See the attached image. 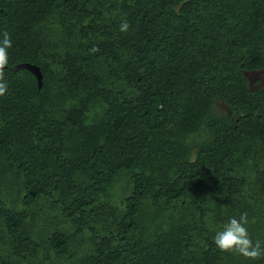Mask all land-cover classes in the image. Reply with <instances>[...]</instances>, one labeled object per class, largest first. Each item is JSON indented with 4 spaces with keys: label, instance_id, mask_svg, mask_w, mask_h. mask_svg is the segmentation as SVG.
<instances>
[{
    "label": "trees",
    "instance_id": "1",
    "mask_svg": "<svg viewBox=\"0 0 264 264\" xmlns=\"http://www.w3.org/2000/svg\"><path fill=\"white\" fill-rule=\"evenodd\" d=\"M4 31L0 157L47 202L0 206V264H264L214 242L246 212L264 246V0H0Z\"/></svg>",
    "mask_w": 264,
    "mask_h": 264
},
{
    "label": "clouds",
    "instance_id": "2",
    "mask_svg": "<svg viewBox=\"0 0 264 264\" xmlns=\"http://www.w3.org/2000/svg\"><path fill=\"white\" fill-rule=\"evenodd\" d=\"M130 24L127 19L121 21L119 30L127 32ZM12 47L11 34L7 31L0 33V97L8 92V82L5 69L9 63L8 50ZM98 47H93L90 52H99ZM254 223L255 221H251ZM250 223L248 214L242 213L239 219L233 217L223 226V230L216 232L214 242L217 248L223 252H231L243 256L249 260H257L264 257V246L259 240L255 242L248 231L247 225Z\"/></svg>",
    "mask_w": 264,
    "mask_h": 264
},
{
    "label": "rangeland",
    "instance_id": "3",
    "mask_svg": "<svg viewBox=\"0 0 264 264\" xmlns=\"http://www.w3.org/2000/svg\"><path fill=\"white\" fill-rule=\"evenodd\" d=\"M245 75L250 82L251 88L255 89L264 85V69L246 72ZM220 108L226 110V107H224L223 104L218 107V109ZM25 197L26 186L23 183V180L20 178V175L15 174L12 170H9L4 159L0 157V206H4L9 210H18L21 212H24V210H26L25 212L29 214L30 210L31 213H37L38 211L41 212L47 202L46 199H43L44 197H40L39 199L31 203V205L25 207L23 204ZM49 215L50 212L45 211L44 213L39 214L36 218L37 222L34 225V231L40 236V238L44 236L46 237L49 234L63 229L61 228V224L57 222L51 223L49 221ZM47 218L49 223H46ZM34 231H32L33 236L35 240L38 241V237L34 233ZM6 240L7 239H4L3 234L0 232V246H2L4 243L3 246L7 248L9 244L6 242ZM238 256L239 255L237 254L235 257ZM235 262L237 261L235 260Z\"/></svg>",
    "mask_w": 264,
    "mask_h": 264
},
{
    "label": "water",
    "instance_id": "4",
    "mask_svg": "<svg viewBox=\"0 0 264 264\" xmlns=\"http://www.w3.org/2000/svg\"><path fill=\"white\" fill-rule=\"evenodd\" d=\"M29 66L31 69L34 70V72L37 74L38 78H39V83H40V86L42 85V80H43V76H42V73H41V70L38 66L36 65H31V64H23L21 66Z\"/></svg>",
    "mask_w": 264,
    "mask_h": 264
}]
</instances>
